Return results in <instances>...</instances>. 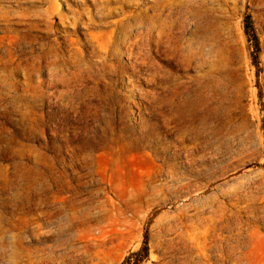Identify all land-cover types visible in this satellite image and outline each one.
I'll return each mask as SVG.
<instances>
[{"label": "rangeland", "instance_id": "1", "mask_svg": "<svg viewBox=\"0 0 264 264\" xmlns=\"http://www.w3.org/2000/svg\"><path fill=\"white\" fill-rule=\"evenodd\" d=\"M11 1L8 4H16ZM61 3L67 12L65 2ZM220 3L224 7L214 15L225 22V29L218 36L241 92L234 90L228 98L211 99L202 111L200 108L216 129L222 127L226 132L220 140L196 151H212L207 154V168L191 167L202 171L203 177L179 168L177 171L187 181L192 179L212 190L219 183L228 185L224 180L232 179L236 184L245 181L240 195L223 198L224 204L235 211L233 228L223 232L231 239L217 246L213 241L218 237L212 232L207 241L199 239V246L211 264H264V0ZM139 5L154 9L160 0L125 2L122 9L102 19L106 24L90 30L106 41L115 27L111 21ZM83 31L61 26V32L49 36L58 37L62 45L71 37L85 42ZM33 33L43 36L38 31ZM81 55L86 59L82 66L72 64L67 74L48 79L40 88L23 85L25 79L20 74L16 91L6 94L3 89L0 171L23 170L26 164H52L58 160L64 179L76 183L77 198L92 195L82 207L93 210L94 205L109 197L118 210L110 212L107 219L94 214L82 225H95L91 232L85 229L82 233L84 244L89 245L81 255L86 263L158 264L160 259V264H200L195 232L165 215L171 202L148 201L149 185L157 178L169 179L165 169L186 159H174L179 146L205 139L181 138L186 88L195 86L199 69L179 65L160 53L155 44L136 46L134 53L124 44L98 50L84 44ZM138 57L140 61L133 64ZM47 78L44 73L35 80L38 83ZM18 95L28 97L15 105L11 100ZM211 214V209H205V216ZM55 227L47 225L46 230ZM40 238L55 242L50 233ZM147 245L150 253L145 257ZM88 254H93L92 260ZM7 259L3 256L2 262Z\"/></svg>", "mask_w": 264, "mask_h": 264}, {"label": "bare ground", "instance_id": "2", "mask_svg": "<svg viewBox=\"0 0 264 264\" xmlns=\"http://www.w3.org/2000/svg\"><path fill=\"white\" fill-rule=\"evenodd\" d=\"M14 1L16 4H8L11 0H0V98L5 96L3 89H6V94L16 91L17 76L20 74L25 79L23 85L40 88L48 79L67 74L72 64L82 66L86 60L81 55L84 44H89L94 50L124 44L131 53L136 46L150 47L155 44L160 47V53L168 55L179 65L199 69L195 86L186 88L181 138L182 141L205 139L191 146H179L174 159H186L177 160L165 169L169 179L157 178L149 185L148 201L156 200L159 204L171 202L165 215L177 223H184L186 230L195 232L200 264H211L205 250L199 246V239L204 237L207 241L212 232L218 237L213 241L217 246L231 239L224 237L223 232L233 228L235 211L224 204L223 198L240 195L241 184L245 181L236 184L232 179L224 180L228 185L219 183L212 190L193 183L192 179L187 181L185 176L179 175L177 168L203 177L202 171L200 173L197 168L191 167L200 165L207 168V154L212 151L205 154H196V151L207 147L213 140H220L226 132L222 127L216 129L201 114L200 108L202 111L211 99L228 98L234 90L241 92L233 68L225 58L222 39L218 36L225 29V22L214 14L224 7L220 3L222 0H160V5L154 9L139 5L137 9L123 12L121 18L111 21L115 27L104 42L90 29L106 24L102 19L114 13L115 9H122L125 2L135 0ZM62 1L67 6V12ZM113 2H119V5L114 7ZM24 3L32 5L24 6ZM61 26L76 30L84 28L85 42L71 37L62 45L58 37L49 36L61 32ZM34 31L41 32L43 36L35 35ZM136 61H140L139 57L133 64ZM44 73L48 78L37 83L35 78ZM27 97L14 96L11 102L18 105ZM57 161L52 164L37 161L26 164L23 170L0 171V208H12L11 211L0 209V264H101L86 263L81 257L83 249H89V245L84 244L82 233L85 229L91 232L95 227L91 223L85 228L82 225H86L94 214L107 219L110 212L118 208L111 204L109 197L94 205L93 210H87L86 205L82 207L84 202L92 199V195L78 199V192L74 191L76 183L72 179H64V171ZM208 208L212 214L205 216V209ZM53 224L56 226L53 230H46L47 225ZM45 233L54 236L55 242L41 241L40 237ZM3 256L8 258L4 263ZM88 256L93 259V254ZM158 262L160 264V259Z\"/></svg>", "mask_w": 264, "mask_h": 264}, {"label": "trees", "instance_id": "3", "mask_svg": "<svg viewBox=\"0 0 264 264\" xmlns=\"http://www.w3.org/2000/svg\"><path fill=\"white\" fill-rule=\"evenodd\" d=\"M143 252H144L143 255H144L145 257H148V256H149L150 248H149L148 245L144 248Z\"/></svg>", "mask_w": 264, "mask_h": 264}]
</instances>
